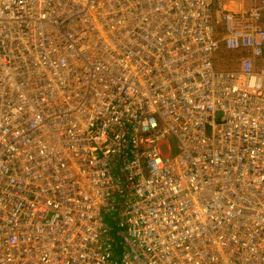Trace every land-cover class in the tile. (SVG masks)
I'll return each mask as SVG.
<instances>
[{"label": "built area", "instance_id": "built-area-1", "mask_svg": "<svg viewBox=\"0 0 264 264\" xmlns=\"http://www.w3.org/2000/svg\"><path fill=\"white\" fill-rule=\"evenodd\" d=\"M0 264H264V0H0Z\"/></svg>", "mask_w": 264, "mask_h": 264}, {"label": "rangeland", "instance_id": "rangeland-1", "mask_svg": "<svg viewBox=\"0 0 264 264\" xmlns=\"http://www.w3.org/2000/svg\"><path fill=\"white\" fill-rule=\"evenodd\" d=\"M248 5V1H246V3H245V6H247ZM112 223V222H111ZM119 253V252H118Z\"/></svg>", "mask_w": 264, "mask_h": 264}, {"label": "trees", "instance_id": "trees-1", "mask_svg": "<svg viewBox=\"0 0 264 264\" xmlns=\"http://www.w3.org/2000/svg\"><path fill=\"white\" fill-rule=\"evenodd\" d=\"M109 222L111 223V222H113L111 219H109Z\"/></svg>", "mask_w": 264, "mask_h": 264}]
</instances>
